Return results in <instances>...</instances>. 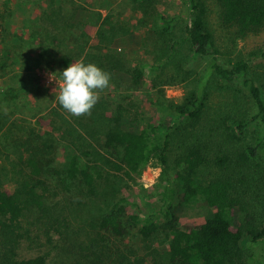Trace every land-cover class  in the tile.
<instances>
[{
  "label": "trees",
  "instance_id": "obj_1",
  "mask_svg": "<svg viewBox=\"0 0 264 264\" xmlns=\"http://www.w3.org/2000/svg\"><path fill=\"white\" fill-rule=\"evenodd\" d=\"M10 1L4 2L8 6ZM131 1L151 30L148 34L155 47V60L134 68L124 66L120 60L103 67L105 60L101 64L97 56L89 58L86 44L68 41V32L83 22L75 0H35L37 9L34 7L25 18L32 36L26 40L25 32L10 30L13 11L0 6V75L10 82L18 79L32 60L22 50V41L46 47L64 67L76 62L95 63L117 85L125 77L133 85H140L150 72L166 76L165 68L172 64L173 57L182 56L185 42L195 58L208 60V75L198 87L180 102L158 104L155 115L131 118L126 114V105L119 103L108 113L100 114L97 108L95 116L99 119L95 124L84 123L78 117L77 122L84 124L88 134L101 141V150L77 128H57L54 119L62 113L58 99L46 107L45 115H36L38 127L23 118H12L0 107V264H50V253L60 247L62 240L65 244L74 242L76 257L70 264H88L89 253L93 255L91 264H99L106 255L104 233L121 238L132 230L147 247L155 234L166 231L164 255L170 264H264V221L243 195L255 185L256 178L251 174L261 168L257 159L264 149V93L251 74L254 58L264 57V49L250 51L248 57H223L210 27L209 0H177L180 11L174 13L159 7L157 0ZM213 1L218 5L220 23L231 28L237 38L245 40L264 33V0ZM106 2L113 4L111 0ZM98 14L103 17L102 24L112 23L110 14ZM65 17L76 21L67 28ZM180 21L183 38L177 32ZM97 31L101 40L111 41L117 35L113 30L110 37L104 26ZM91 32L82 35L86 38ZM110 57L108 54L105 58ZM115 72L119 74L116 77ZM212 76L217 78L215 83L221 92L234 89L232 86L240 80L248 89V102L237 111L221 112L222 108L209 101L207 88ZM19 86H24L21 80ZM4 92L5 96L6 88ZM221 97L230 95L224 92ZM49 124L65 140L63 144L58 142L55 130L44 129ZM250 131L259 132L260 137L240 147L239 142ZM103 150L106 154L101 153ZM172 151L177 152L181 166L174 174L169 166ZM56 152L61 157L58 162ZM153 164L161 168L157 183L159 209L144 212L138 203L119 197L103 183L111 172L133 179ZM206 166H212L215 173L206 174ZM49 177L60 179L66 189L78 181L90 196L109 197L107 211L97 220L96 235L91 231L93 234L87 236L89 241L73 235L66 206L51 201ZM188 206L207 207L208 214L201 222L183 223L177 211Z\"/></svg>",
  "mask_w": 264,
  "mask_h": 264
},
{
  "label": "rangeland",
  "instance_id": "obj_2",
  "mask_svg": "<svg viewBox=\"0 0 264 264\" xmlns=\"http://www.w3.org/2000/svg\"><path fill=\"white\" fill-rule=\"evenodd\" d=\"M4 1L0 0V6H7ZM34 1L12 0L7 6L13 11L10 16L13 19L10 30L15 33L25 32V40L32 38L30 29L25 24V18L30 15V11L36 8L33 4ZM111 1L113 2L112 5H108L106 0H75L80 8L78 17L83 22L68 32V41L77 45L79 43L86 44V53L90 54L89 58L94 59L97 56L101 64L102 60H105L103 67H107L113 61L120 60L124 66L134 68L141 62L151 61V59L155 60L153 52L155 47L148 34L151 30L145 19L142 18V13L134 9L131 0ZM157 2L159 7L168 9L173 13L180 11L177 0H157ZM208 3L210 27L214 31L217 48L222 50L223 57L229 58L231 56L237 58L239 55L248 57L250 51L264 49V33L252 35L245 40L237 38L231 28L224 27L220 23L218 5L213 0H209ZM98 13L104 17L110 14L112 23L102 24L103 17L101 18ZM73 21L75 22L76 20L71 19V17H65L63 23L68 28V24ZM182 23L180 21L177 24V32L180 38L184 37ZM100 26L106 27L110 37L113 30L117 31L114 40H101L99 38L100 33L97 31ZM112 26L113 28H111ZM84 31L92 32L90 36L85 38L82 35ZM19 44L22 46V50L30 55L32 60L19 73L18 79L13 78L10 82L8 77L0 75V107L2 110L9 111L12 118H23L32 127H38L39 123L36 115L40 117L45 115L47 113L46 107L54 105V101H56L59 93V82L62 83L60 72L66 67L60 65L48 52L46 47L41 49L36 42L22 41ZM181 51L182 56L173 57L172 64L165 68V72H168L166 76H159L157 72H150L140 85H133L126 77L120 80L118 85L110 79L109 85L106 88L97 90L98 100L89 113L76 116L62 107L61 116H57L54 119V123L57 124V128L61 131L72 127L77 128L85 139L89 143L91 142L92 146L96 147L97 150H101V141L91 137V134H88L85 130L84 124L77 122V118L81 117V121L84 123L91 121L94 123L99 119V117L95 116L97 108L100 114L108 113V111H113L119 103H123L127 108L126 114L131 118L137 119L158 113V104H166L169 101H182L189 91L197 88L199 82L205 76L207 77L208 60L204 57L195 58L186 42L183 43ZM108 54L111 57L106 60L105 57ZM91 55L94 56L91 57ZM112 56H115V58ZM179 57H181V60ZM252 71V77L254 75L256 81L262 86L264 93V57L258 56L254 58ZM118 75L115 72V77ZM216 79L215 76H212V83L208 85L207 91L210 103L215 104L218 109L222 108L221 112L237 111L241 104H246V101L248 102V95H246L248 89L242 87L240 80H237V84L232 86L234 89H227L221 92L217 90ZM20 80L24 83L22 87L19 86ZM4 88H6L5 96ZM224 92H228L230 98L221 97ZM235 95L238 97L237 100L234 99ZM53 127V124H49L44 129L51 132L55 130ZM56 131L54 132L58 137V142L63 144L65 140L62 141L60 134ZM259 137V132L250 131L239 142V145L240 147L242 145L245 146ZM82 141L85 145L89 144L85 143L83 139ZM61 144H59V147H61ZM101 153L106 154L104 150ZM54 157H56L55 162L61 160L57 152L54 154ZM177 157V152L172 151L169 166L173 174L176 169H181V166L177 163ZM257 160L260 161L261 168L251 174L256 178L253 181L255 185L248 187V192L243 193V195L251 202V208L259 219L264 221V149L260 151ZM204 172L206 174H213L215 173V169L212 166H206ZM160 173L161 168L153 164L142 175H138L133 179L128 178L125 174L118 176L114 172H111L109 179L103 183L106 185L105 187L113 190L119 197H128L131 201L138 203L144 212H151L154 209H159L160 206V201L157 197V183ZM49 183L51 187V201L59 202L60 206H66L72 222L71 229L74 230L73 235L78 237L84 236L89 241L87 236H90L91 231L96 235L95 225L97 220L107 211L109 197L103 194L90 196L78 181L70 184L69 189H66L65 184L60 179L49 177ZM241 189L246 188L242 187ZM64 197H68L69 200L66 201ZM68 206H70L71 210ZM207 214L208 208L199 206H188L177 211V215L183 223L201 222ZM104 234L107 239L106 255L102 257V261L99 264H156L154 262L158 264H170L164 255L168 242V233L164 230L154 235L150 247H147L140 240L135 230H132L121 238L114 237L109 233ZM58 236L57 234V238ZM73 243V241H69L65 244L64 240L60 241V247L55 250L52 249V253H50V264L72 263V260L76 257ZM48 247L46 245V249ZM92 260L93 255L89 253L87 263H93Z\"/></svg>",
  "mask_w": 264,
  "mask_h": 264
},
{
  "label": "clouds",
  "instance_id": "obj_3",
  "mask_svg": "<svg viewBox=\"0 0 264 264\" xmlns=\"http://www.w3.org/2000/svg\"><path fill=\"white\" fill-rule=\"evenodd\" d=\"M56 99L69 113L87 114L98 100L97 90L106 88L110 74L95 63H70L62 72Z\"/></svg>",
  "mask_w": 264,
  "mask_h": 264
}]
</instances>
